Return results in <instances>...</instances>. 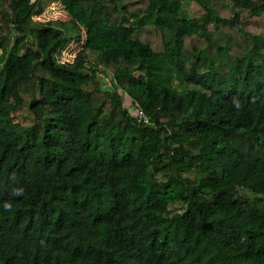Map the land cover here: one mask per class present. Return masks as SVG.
<instances>
[{
    "label": "trees",
    "instance_id": "1",
    "mask_svg": "<svg viewBox=\"0 0 264 264\" xmlns=\"http://www.w3.org/2000/svg\"><path fill=\"white\" fill-rule=\"evenodd\" d=\"M0 264H264V0H0Z\"/></svg>",
    "mask_w": 264,
    "mask_h": 264
},
{
    "label": "rangeland",
    "instance_id": "2",
    "mask_svg": "<svg viewBox=\"0 0 264 264\" xmlns=\"http://www.w3.org/2000/svg\"><path fill=\"white\" fill-rule=\"evenodd\" d=\"M40 22H45L49 19H60L62 21H67L72 23L74 21L75 16L67 11L63 5H60L59 3H53L49 5L43 13L40 15H37L35 17ZM71 21V22H70ZM80 34L79 38H76V32L73 28L70 29V35L73 37L69 40L67 45L63 48L61 53L59 54V60L62 62L70 63L75 55V52L81 47V45L87 40L89 37V32L84 26H79ZM90 57L93 58L94 54L91 53ZM100 77L104 80L105 78L100 75ZM106 85L109 87V85L106 83ZM179 89H185V87L179 83L176 84ZM127 103H129V97L126 98ZM182 206V203L179 201H175L171 205L172 210H179V208Z\"/></svg>",
    "mask_w": 264,
    "mask_h": 264
},
{
    "label": "built area",
    "instance_id": "3",
    "mask_svg": "<svg viewBox=\"0 0 264 264\" xmlns=\"http://www.w3.org/2000/svg\"><path fill=\"white\" fill-rule=\"evenodd\" d=\"M134 117L139 123H149L151 120L150 115L138 103L134 107Z\"/></svg>",
    "mask_w": 264,
    "mask_h": 264
},
{
    "label": "clouds",
    "instance_id": "4",
    "mask_svg": "<svg viewBox=\"0 0 264 264\" xmlns=\"http://www.w3.org/2000/svg\"><path fill=\"white\" fill-rule=\"evenodd\" d=\"M7 207V206H6Z\"/></svg>",
    "mask_w": 264,
    "mask_h": 264
}]
</instances>
